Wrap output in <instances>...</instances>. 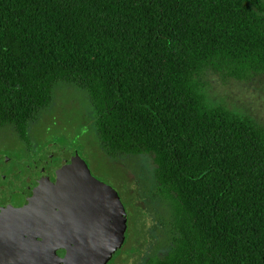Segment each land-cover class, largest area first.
Here are the masks:
<instances>
[{
    "label": "trees",
    "instance_id": "obj_1",
    "mask_svg": "<svg viewBox=\"0 0 264 264\" xmlns=\"http://www.w3.org/2000/svg\"><path fill=\"white\" fill-rule=\"evenodd\" d=\"M211 73L264 77V0H0V129L66 83L108 158L153 155L149 264H264V126L211 102Z\"/></svg>",
    "mask_w": 264,
    "mask_h": 264
},
{
    "label": "water",
    "instance_id": "obj_2",
    "mask_svg": "<svg viewBox=\"0 0 264 264\" xmlns=\"http://www.w3.org/2000/svg\"><path fill=\"white\" fill-rule=\"evenodd\" d=\"M127 230L118 192L94 177L72 146L54 143L0 190L3 262L108 264Z\"/></svg>",
    "mask_w": 264,
    "mask_h": 264
},
{
    "label": "rangeland",
    "instance_id": "obj_3",
    "mask_svg": "<svg viewBox=\"0 0 264 264\" xmlns=\"http://www.w3.org/2000/svg\"><path fill=\"white\" fill-rule=\"evenodd\" d=\"M206 84L211 102L224 105L236 113L248 115L264 126V77L251 81H237L223 79L211 73L206 77ZM89 108L87 97L83 93L69 84L60 83L51 107L42 113L39 121L33 125L32 138L41 145L54 142L74 147L80 157L87 161L92 174L98 180L112 186L123 198L125 191L129 189L128 182L138 181L142 189L135 196L139 200L143 199L153 187V174L157 167L154 156L142 155L114 160L108 158L98 149L95 138L90 133L91 129L90 131L88 129ZM13 133L12 127L1 129L0 141L6 140L7 144L18 146V142L12 137ZM18 154L20 153L11 151L5 153L11 161L14 157L17 160L20 157ZM126 206L129 207L127 202ZM158 208L161 214L168 216L167 206ZM152 226V220L145 218L141 228L143 232L138 238L139 247L144 248L143 240L148 238L145 231ZM160 244L163 245L162 239Z\"/></svg>",
    "mask_w": 264,
    "mask_h": 264
},
{
    "label": "flooded vegetation",
    "instance_id": "obj_4",
    "mask_svg": "<svg viewBox=\"0 0 264 264\" xmlns=\"http://www.w3.org/2000/svg\"><path fill=\"white\" fill-rule=\"evenodd\" d=\"M32 128L33 125H31L29 129H27L26 134L23 135L18 128L12 127L14 130L12 137L18 142V146H11L7 144L6 140L0 141V154H3L0 155V190L9 177L23 169L25 165L31 161L40 158V156L48 151V148L53 145L54 142L41 145L39 141H35L31 134ZM7 151L18 152L20 153L18 154L20 157L17 158V160L14 157L13 161H11L8 155H5ZM128 183L129 189L128 191H125L126 194L124 195V198L122 194L116 190L128 214V230L126 241L108 264H149L154 255L157 253L160 255L157 246L160 244L161 239L160 237L156 238L158 235H155V233H159L158 230H160V228H158V220L161 215L160 209L158 208L159 205L157 203H153V197L151 198L150 196H146L139 200L135 196L136 193L140 192L142 189L139 185V182L135 180L134 183L133 181H129ZM124 199L128 203V208ZM145 218L151 219L153 226L149 228V230L145 231L148 234V238L146 237L143 240L144 248H141L138 246V244H140L138 243V238L143 232L141 228ZM3 239L4 237H2L0 233V243L3 241ZM39 241L40 238H38V242ZM2 262L3 261L0 258V264H10V262L5 261V259V263Z\"/></svg>",
    "mask_w": 264,
    "mask_h": 264
}]
</instances>
